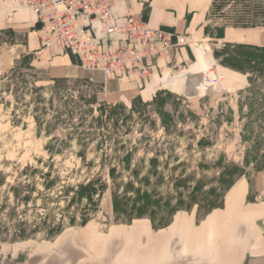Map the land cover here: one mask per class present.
<instances>
[{
	"label": "rangeland",
	"instance_id": "rangeland-1",
	"mask_svg": "<svg viewBox=\"0 0 264 264\" xmlns=\"http://www.w3.org/2000/svg\"><path fill=\"white\" fill-rule=\"evenodd\" d=\"M212 4V39L222 27H264V0ZM185 38L184 47L198 42ZM201 43L218 52L214 66L181 95L142 101L109 94L81 68L52 77L24 48L26 33H0V247L20 255L83 227L198 222L242 180L250 199L264 198V50ZM89 181L96 195L80 199L77 186Z\"/></svg>",
	"mask_w": 264,
	"mask_h": 264
},
{
	"label": "crops",
	"instance_id": "crops-1",
	"mask_svg": "<svg viewBox=\"0 0 264 264\" xmlns=\"http://www.w3.org/2000/svg\"><path fill=\"white\" fill-rule=\"evenodd\" d=\"M212 3L213 0H113L116 21L127 9L134 19L151 29L167 30L198 42L158 62L145 81L125 77L105 80L106 91L142 101L151 100L161 91L183 94L192 77L215 64L211 48L201 43L204 40L264 49L263 26L225 27L222 38H210L205 28ZM39 28L33 12L13 11L0 2V33H26L24 48L38 56L40 64L47 65L52 77H72L80 69L75 58L55 48L39 53ZM174 64H183L182 71L174 70ZM220 68L227 78L245 83L239 73ZM90 74L104 80L99 73ZM256 193L250 199L249 184L239 181L226 193L222 206L198 222L186 215L175 216L167 227L158 230L146 224L113 225L104 232L83 227L62 235L48 247L20 255L0 247V264H264V198L259 199L261 192Z\"/></svg>",
	"mask_w": 264,
	"mask_h": 264
},
{
	"label": "built area",
	"instance_id": "built-area-1",
	"mask_svg": "<svg viewBox=\"0 0 264 264\" xmlns=\"http://www.w3.org/2000/svg\"><path fill=\"white\" fill-rule=\"evenodd\" d=\"M10 10H29L37 18L39 53L65 51L84 71L105 80L145 81L155 65L186 45L185 36L151 29L125 9L113 17V0H0ZM181 70L182 64H174Z\"/></svg>",
	"mask_w": 264,
	"mask_h": 264
},
{
	"label": "trees",
	"instance_id": "trees-1",
	"mask_svg": "<svg viewBox=\"0 0 264 264\" xmlns=\"http://www.w3.org/2000/svg\"><path fill=\"white\" fill-rule=\"evenodd\" d=\"M224 28L225 27H222L219 30H217V32H219V33L217 34L216 37H213V38H216V39L222 38L223 37V30H224ZM206 30L207 29H205V32H207ZM238 48H246V49H251V50H254V51H259L260 50L258 48H254V47H244V46H238ZM213 55H214V59L215 60L218 61L220 59V56H219L218 52H214ZM219 65L222 66V67L231 69L233 71L239 72V70L236 68V66L229 64L227 61H219ZM58 82H61V80L54 81V83H58ZM47 133H49V132H47ZM113 173H114V168H110L109 171H108V175L112 176ZM100 188H102V186H100ZM77 191H78L77 195L79 196L80 199H87V200H89L93 195H96V192H97V190L95 188V181H89L86 184H82V185L77 186ZM139 199H140L139 200L140 202H145L146 204H148V202H147L148 201V196L146 194L142 195ZM114 205L116 206V203ZM221 206H222V203H221L220 206H218L216 208H213L212 210L218 209ZM170 223L171 222L169 221V223L160 225L159 227H157L155 229L156 230L163 229V228L167 227Z\"/></svg>",
	"mask_w": 264,
	"mask_h": 264
}]
</instances>
